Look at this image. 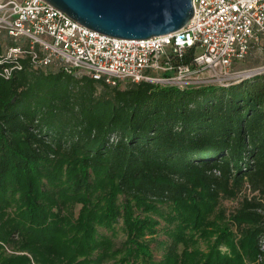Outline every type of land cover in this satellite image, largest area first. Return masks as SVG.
Returning <instances> with one entry per match:
<instances>
[{"label":"trees","instance_id":"trees-1","mask_svg":"<svg viewBox=\"0 0 264 264\" xmlns=\"http://www.w3.org/2000/svg\"><path fill=\"white\" fill-rule=\"evenodd\" d=\"M245 186L258 195L228 213ZM262 235L264 73L187 88L26 62L0 75V264H254Z\"/></svg>","mask_w":264,"mask_h":264},{"label":"built area","instance_id":"built-area-1","mask_svg":"<svg viewBox=\"0 0 264 264\" xmlns=\"http://www.w3.org/2000/svg\"><path fill=\"white\" fill-rule=\"evenodd\" d=\"M193 6L182 28L128 39L92 29L46 0H0V75L9 78L25 62L73 70L110 85L142 80L184 85L196 83L204 71L229 85L264 73V64L235 68L256 50L264 55V0H193ZM261 242L264 252V235ZM259 263L264 264V254Z\"/></svg>","mask_w":264,"mask_h":264},{"label":"water","instance_id":"water-1","mask_svg":"<svg viewBox=\"0 0 264 264\" xmlns=\"http://www.w3.org/2000/svg\"><path fill=\"white\" fill-rule=\"evenodd\" d=\"M76 21L111 36L144 39L182 28L194 13L193 0H46ZM189 59L188 61H185ZM187 55L185 63L191 62ZM239 64L235 63V68ZM237 69V68H236ZM244 69V68H243ZM248 79V78H246ZM245 80V79H243ZM241 80V81H243ZM104 81V80H103ZM145 81V80H142ZM239 81V82H241ZM141 82V81H139ZM150 82V81H149ZM239 82L231 83L236 84ZM136 83V82H129ZM127 83V85L129 84ZM155 83V82H152ZM160 84V83H156ZM212 83H169L180 88ZM229 84V85H231ZM123 85H112L126 87ZM228 86V85H224Z\"/></svg>","mask_w":264,"mask_h":264},{"label":"rangeland","instance_id":"rangeland-1","mask_svg":"<svg viewBox=\"0 0 264 264\" xmlns=\"http://www.w3.org/2000/svg\"><path fill=\"white\" fill-rule=\"evenodd\" d=\"M239 64H237L236 68L237 69H243V68H253L259 65L264 64V55L260 53L259 50H256L252 54L248 55L244 60L238 61ZM198 79L196 80V84L201 83H212V82H217V80L214 79V77L211 75L210 72L204 71L203 73H200ZM125 85V84H124ZM123 85V86H124ZM127 85V84H126ZM258 193L256 191H253L250 187L245 186L239 194L234 197V198H224L222 199L221 203L222 205L227 209V212H232L238 205L241 199L244 196H247L248 198H252L254 196H257ZM80 204L75 206V212L78 213ZM121 226V224H119ZM125 238V235L123 233L122 229H118V232L116 234V240L117 243L122 242V240ZM204 246V244H203ZM222 248L225 250V247L222 246ZM157 258H160V252L155 250ZM254 264H260L259 263V256L257 257L256 261Z\"/></svg>","mask_w":264,"mask_h":264}]
</instances>
